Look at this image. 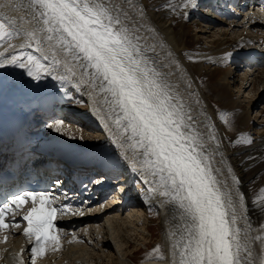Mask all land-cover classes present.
I'll list each match as a JSON object with an SVG mask.
<instances>
[{
	"label": "snow or ice",
	"instance_id": "1",
	"mask_svg": "<svg viewBox=\"0 0 264 264\" xmlns=\"http://www.w3.org/2000/svg\"><path fill=\"white\" fill-rule=\"evenodd\" d=\"M188 5L196 8L198 0H186L184 6ZM21 8L34 21L26 33L29 47L35 44L41 52L47 48L51 56L44 54L43 60L49 63L19 54L0 59V69L25 70L21 75L30 78L28 83L37 82L35 87L50 76L61 87L68 82L86 89L90 97H102L105 115L101 119L111 122L106 125L108 139L119 150L104 163L127 166L152 197L162 198V207L171 205L166 209L169 223L177 217L180 220L170 233L175 238L171 245L173 264H257L264 249L253 245L256 241L264 245V222L254 230L248 218L238 212L244 207V195L234 198L233 190L217 178L222 173L213 167L209 154H220L219 141L215 149L206 147L194 127L191 109L171 91L167 76L172 73H163L158 61L146 54L154 48H144L141 37L122 20L120 9L104 0H27L25 4L7 0L0 4V9L10 12ZM13 25L14 21L0 12V39L13 36ZM4 87L0 73V90ZM61 123L51 127L58 131ZM254 159L247 157L248 161ZM233 180L236 185L241 183L238 177ZM61 183L55 181L56 185ZM260 192L264 197V188ZM57 199L58 194L49 189L10 195L0 204V229L20 227L19 221L6 222V216L14 211L12 205L18 209L30 201V210L22 216L26 222L22 235L29 243L36 242L31 249L33 255L44 253L45 242L59 246V237L52 234L60 231L54 228V220L58 212L66 214L72 206L57 208ZM260 204L264 207V199ZM241 219L244 228L238 227ZM253 231L258 234L252 235Z\"/></svg>",
	"mask_w": 264,
	"mask_h": 264
},
{
	"label": "bare ground",
	"instance_id": "2",
	"mask_svg": "<svg viewBox=\"0 0 264 264\" xmlns=\"http://www.w3.org/2000/svg\"><path fill=\"white\" fill-rule=\"evenodd\" d=\"M14 2L25 4L27 0H14ZM104 2L110 7L120 9L122 20L129 29L135 31L141 37L140 43L144 48H154V51H147L146 54L158 61L157 67L163 73H172L167 76L171 91L173 95L179 98L180 103H184L186 108L191 109V115L195 121L194 127L202 135L206 147L215 149L216 141H219L220 154L209 153L212 156L213 167L219 168L222 173L217 178L233 190L234 198L243 193L245 198L243 201L244 207L238 209V212H242L248 218L254 230L258 229L260 223L264 222V207L260 204V200L264 199V197H261L260 192L261 188H264V128L257 130L256 125L258 124L252 125L253 122L249 119V110L253 103L244 104V101H242V94L246 92V89H252V87L260 86L262 88L261 91L257 90L255 92L256 98H258L257 102L264 97V61H255L257 56L262 57L264 60V53L260 52L259 54L258 50L248 53L246 49L248 46L253 45L252 41L256 38L250 39L251 37L244 36L232 40L235 42L234 45L231 44L232 47L238 49L240 55L232 54L230 51L232 41L228 39H225L226 41L221 39L213 41L210 48L200 45L199 38L193 35L194 38L191 35L190 27L187 25L189 19H196L194 25L198 30L201 28L200 22H205L208 30H214L217 27L223 28L224 24H226L225 27H230L237 22L238 17L232 11L230 12L224 2L220 3L218 0H198L196 8L191 7V5L185 7L186 0H104ZM3 3H7V0H0V4ZM251 6H257V1L244 7L245 12L249 11L246 13L245 22L250 27V29H247L258 37L264 34V21L256 20L250 13ZM0 12L14 21V38L9 41L11 42L9 46L8 44L0 46V59L23 54L25 59L27 56H35L41 63L48 65L49 62L43 60L44 54L51 56V52L47 48L41 52L35 49V44L29 47L31 41L26 33L34 25L29 12L24 8L17 12L0 9ZM123 13H127V16H124ZM185 13H187V16H185ZM207 13L210 17L206 15ZM3 22L7 23V21ZM263 37H259L260 40H257L255 44L259 45L260 43L264 48ZM190 57L195 58L198 62L193 63L189 59ZM242 62H244L245 68L251 66L250 69H253V72L248 74L250 71L245 69L247 72L243 71L241 76L236 79L235 70L239 68L238 66ZM165 64L169 67H164ZM244 67L242 68L244 69ZM24 71L19 68L0 69L5 82V87L0 90V124H10L20 114L19 105L10 106L5 101L4 96L1 95V91L6 92L11 88L13 96L18 99V96L14 94V90H19L20 93L24 94H30L31 91L34 96L35 89H38L36 94L39 95L40 99L48 101L56 99L67 104H71L68 98L78 94L84 100L83 103L80 102L82 106H70L69 111L86 117L87 121H83L86 124L83 125L82 119L77 116L64 115L61 109L56 108L63 117L62 115L61 117L53 116L47 126L38 128L37 130L40 131L42 137L62 142H76L86 149L96 147L98 151H102V149L112 153L119 151L108 139V127L106 125L111 122L101 119L105 115L104 106L101 103L102 97H90L86 89H77L68 82H65L61 87L60 82L52 80L50 76L40 81L39 87H35L37 82L28 83L30 78L26 74L21 75ZM33 71H36L35 67ZM190 84H194L195 87H189ZM55 86L62 89V93L59 95L60 99L51 91ZM254 88L251 92L254 91ZM24 90L26 91L22 92ZM193 92L194 95H192ZM66 93L72 94L69 96ZM66 96L69 97L66 98ZM210 97H215L216 102L211 100ZM257 102L253 106L254 108ZM217 105L222 108L224 118L227 119L225 126L223 125V119L216 112L215 107ZM44 109L48 110L45 104ZM59 121H63V123L56 131L51 125ZM251 126L256 130V138H251L249 134L250 131L248 130ZM87 135L92 137L90 138ZM93 137H98V141H94ZM232 141H235V143H232ZM248 156L255 159L248 161ZM125 167L127 173L132 172L127 166ZM233 177H238L241 183L236 185ZM147 193L150 194L145 188L144 192L141 193L142 195H140L143 203L140 200L135 201L130 198L123 204H117L114 208L106 206L101 209L98 207V211H102L101 219L98 218V214H95L86 218H77L70 224H62L66 229L71 228L70 230L73 233H66L69 237L65 234L60 235L59 246L55 242L45 244L43 254L38 252L34 256L31 251L32 248L26 242H21L18 234L10 237L7 242L0 240V264H21V261H23V264H52L51 261L62 255L67 257L68 260L71 259L70 263L67 262V259L60 258L54 264H111L110 261L112 262V260L114 261L113 264H173L174 257L171 245L175 238L171 237L170 233L175 226L180 224L179 217L169 223V215L166 209L171 205L165 204L162 207L161 197L158 195L152 197ZM101 201V198L93 201L90 207L99 205ZM119 202H121V197L118 196H114L111 200V203ZM145 203H151V205ZM155 207L159 210V214H157L160 219V234L164 245V260L145 259V261L137 259L136 261L134 256L136 251L132 253L133 255L127 253V249H129L127 235L133 229L132 232L136 230L139 235L150 233L152 236V232H148L150 228L147 229L145 224L150 220L149 209ZM124 213H126L125 217H123ZM83 224L85 225L82 226ZM77 226L83 228L72 229ZM238 227H245L243 219L238 222ZM256 234L258 233L252 232V235ZM109 237L113 239V242L109 241ZM146 240L144 239L143 242ZM73 241L74 243H72ZM147 244L139 248H145ZM116 246L118 249H116ZM253 246L264 249V245H260L259 241H256ZM117 250L119 257H114V252H117ZM46 255H51V257L44 263L43 258ZM104 257H108L107 262ZM28 259L31 262H28ZM260 261H264V256L258 258L257 264H260Z\"/></svg>",
	"mask_w": 264,
	"mask_h": 264
},
{
	"label": "rangeland",
	"instance_id": "3",
	"mask_svg": "<svg viewBox=\"0 0 264 264\" xmlns=\"http://www.w3.org/2000/svg\"><path fill=\"white\" fill-rule=\"evenodd\" d=\"M206 15L208 17H210L209 13H207ZM240 17L241 18H238L236 24H234L233 26L231 25L230 27H227V26L225 27L226 24H224V26L222 24L223 28L224 29L226 28L227 30L226 29L224 30L223 28H220V27L219 28L217 27L214 30H208L207 27L205 26V22H200L201 28H199V30H198V28H195V25H194L195 24L194 21L196 20L195 18H193L191 20L189 19V21H187V25L190 27V30H191L190 32H191L192 37L195 38V36H196L201 41V42H199L200 45L204 46L205 48H210L211 47L210 46L211 45V42L216 41L218 39L219 40L221 39V40H224V41H226L225 39H228V40H231V41L233 40L234 41V40L238 39V37L241 38V37H244V36H246L248 38H250L252 36V37L255 38V36H256V35H254L255 33H253V32H251V31L248 30V29H250V27L248 26V24H246L245 19L242 16H240ZM235 26H237V27H235ZM205 27H206V29H205ZM246 29H247V31H246ZM200 30H203V31H200ZM204 30L205 31L207 30V31L205 32ZM231 30H232V32H231ZM223 31H225V32H223ZM243 31H244V33H243ZM240 33H242V34L241 35H238ZM225 34H226V36H225ZM193 35H195V36H193ZM252 37L250 39H252ZM259 37H261V36H259ZM13 38H14V35L11 38H9L7 36H4L2 39H0V46H2V44H4L5 42L6 43L4 45H7L8 44V46H9V44L11 43L9 41H11ZM255 40L256 39H254L253 44H255V42H256ZM233 41L230 43V45L231 44L232 45L235 44V42H233ZM232 45H231V47H232ZM259 45L258 44H255L252 48L253 49H256V48H258ZM235 49L233 47L231 48L230 51L232 52V54H234V55H240L238 49H236V50ZM261 51H263V50L261 49ZM257 58L260 59V57H257ZM261 61H264V60L261 59ZM243 64H244V62H242V64H239V66H238L239 68L235 70L236 71L235 72L236 79L241 76V73H243V71L247 72L245 69L242 68V67H244ZM241 70H243V71H241ZM247 70H248V68H247ZM251 72L252 71L250 70V73ZM253 88L254 87H252V89ZM252 89L251 88L246 89V92H244L242 94V99H243L242 101H244V104L245 103H251V102L253 103V105L250 107V110H249V119L253 122L252 123L253 126H255L256 124H258V125H256V128L258 130V129L264 128V114L262 115V113H264V97L257 102V99L258 98H256L257 96L255 95V92L257 90L258 91H261L262 88H260V86L259 87H255L254 88V91L251 92ZM60 93H62V89L59 91L58 94L60 95ZM66 94H69V93H66ZM71 94L72 93H70L69 96ZM75 95L78 96V97H80L78 94H75ZM75 95H73V96H75ZM56 96H58V95L56 94ZM73 96H71V97H73ZM70 98H68V100L71 101L70 106H75V107L82 106V105H80V102L81 103L84 102V100L81 97L80 98H81L82 101L80 100V98H77V97H75L73 101L71 100L72 98L71 99ZM210 99L213 100V101H215V102L217 100L215 97H210ZM256 102H257V104H256V107L254 108L253 106L255 105ZM215 108H216V112L218 113V116L220 115L219 117L223 119L222 120L223 121V125L225 126L227 124V122H226L227 119L224 118V114L222 113V108L219 107L218 105ZM81 121H82V124L83 125L86 124L85 122H83L84 121L83 119ZM253 126H251L250 130H248V131H250L249 134L251 135V138H256V136H255V134H256L255 131L256 130L253 129ZM87 136H89V135H87ZM89 137L91 138L92 136L90 135ZM155 208L149 209V212H150V215H149L150 218L149 219L150 220H148V222L145 224V226H147V229L150 228V230H148V232L149 231L152 232V236H151L150 233H142V234L139 235V233H137L136 230H135V232H132L133 229L127 235L128 236V241H129V249H127V251H128L127 253L128 254H132V253H134L136 251L134 253V256H135L136 261H137V259H140V260L141 259H143V260H145V259L146 260H157V261H163L164 260V250H163L164 245H163V241L161 240L162 239L161 238L162 236L160 234L161 233V230H160V227H161L160 226V219H159V216L157 215V213L159 214V212H158L159 210L157 209V207H155ZM125 215H126V213H124L123 217H125ZM144 239H147V240L145 242H143ZM109 241L110 242H113V239L111 237H109ZM140 243H142V244H140ZM143 243L144 244H147L148 243L146 245L147 248H148V250L146 249V247L145 248H143V247L142 248H139V247H141V246L144 245ZM116 249H118L117 246H116ZM138 249H139V251H138ZM74 256H76V255H74ZM114 257H119L118 250H117V252H114ZM60 258L67 259V262H69L71 260V259L68 260L67 257H65L64 255H62L60 257H57L55 260L51 261V263L54 264ZM104 258H105V261L107 262L108 257H104ZM110 263L113 264L114 261L112 260V262L110 261ZM107 264H109V263H107Z\"/></svg>",
	"mask_w": 264,
	"mask_h": 264
}]
</instances>
